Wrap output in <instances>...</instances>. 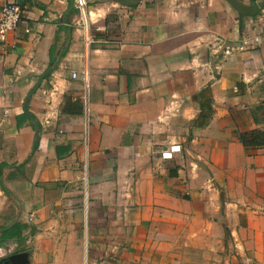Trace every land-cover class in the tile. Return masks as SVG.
Returning <instances> with one entry per match:
<instances>
[{"label": "crops", "instance_id": "1", "mask_svg": "<svg viewBox=\"0 0 264 264\" xmlns=\"http://www.w3.org/2000/svg\"><path fill=\"white\" fill-rule=\"evenodd\" d=\"M9 1L0 229L28 225L30 264H264V135L239 136L264 131V0L242 23L226 0H90L88 33L74 0Z\"/></svg>", "mask_w": 264, "mask_h": 264}, {"label": "built area", "instance_id": "2", "mask_svg": "<svg viewBox=\"0 0 264 264\" xmlns=\"http://www.w3.org/2000/svg\"><path fill=\"white\" fill-rule=\"evenodd\" d=\"M89 1L90 0H74L76 3V8L80 13V19L83 24V29L85 32H89L90 29V21L85 19L86 14L90 13L89 9ZM25 7L16 1H9L5 3L0 12V44L8 41L9 35L15 31L23 22H25ZM30 30L27 29V32ZM226 52L229 53L227 50ZM88 74L84 73L81 75V79L84 84H88ZM73 78H78V73L74 72L72 74Z\"/></svg>", "mask_w": 264, "mask_h": 264}, {"label": "water", "instance_id": "3", "mask_svg": "<svg viewBox=\"0 0 264 264\" xmlns=\"http://www.w3.org/2000/svg\"><path fill=\"white\" fill-rule=\"evenodd\" d=\"M119 3H122L127 6H134L139 4L142 0H114ZM228 3L239 13V21L242 23L245 17H254L261 14V5L255 0L252 4H248L242 2L240 0H226ZM76 9V3L71 7L68 11L71 12L72 10ZM52 72V69L47 70L46 72L42 73L39 78V82L35 86V88L27 95L24 101V109L28 111V103L31 99L33 93L36 89H38L42 83V81ZM39 136V130L36 129L35 141ZM8 260L10 264H30V252L29 251H22L17 252L9 255L7 258L0 259V264L2 261ZM6 264H9L6 262Z\"/></svg>", "mask_w": 264, "mask_h": 264}, {"label": "trees", "instance_id": "4", "mask_svg": "<svg viewBox=\"0 0 264 264\" xmlns=\"http://www.w3.org/2000/svg\"><path fill=\"white\" fill-rule=\"evenodd\" d=\"M90 4V1H89ZM33 118V116L31 115ZM21 123V122H20ZM262 135H264V131L261 130H254L252 132H242L239 134L240 140L242 143L247 146L251 144H258L260 141H262ZM7 166L5 163H2L0 165V174L2 173L3 168ZM28 227L27 224L22 223L21 221H16L9 226L3 227L0 230L1 233V239H0V246L1 243L9 238H12L16 235L22 240V233L23 231ZM24 238V237H23Z\"/></svg>", "mask_w": 264, "mask_h": 264}, {"label": "rangeland", "instance_id": "5", "mask_svg": "<svg viewBox=\"0 0 264 264\" xmlns=\"http://www.w3.org/2000/svg\"><path fill=\"white\" fill-rule=\"evenodd\" d=\"M76 11H77V14L80 16V13H79V11H78L77 8H76ZM80 24L83 26L81 19H80ZM12 207L15 210V207L13 205H12ZM13 215L15 217V214L14 213H13ZM13 221L14 220H12V222ZM23 233H24V231H23ZM23 233H22V241L20 240V238L18 237V235H16V236H14L12 238H9V239H7V240H5V241H3L1 243V246H0V258H5V257H7V256H9V255H11L13 253L22 252L26 248L31 250V247L29 246L30 244H27L26 243V239L23 238V237H25ZM26 235L29 236L30 233H28ZM0 239H1V235H0Z\"/></svg>", "mask_w": 264, "mask_h": 264}, {"label": "flooded vegetation", "instance_id": "6", "mask_svg": "<svg viewBox=\"0 0 264 264\" xmlns=\"http://www.w3.org/2000/svg\"><path fill=\"white\" fill-rule=\"evenodd\" d=\"M7 257H8V256H7ZM7 257H5V258H7ZM0 259H2V258H0ZM6 262H8V263L10 264V261H8V260H4V261H2L1 264H6Z\"/></svg>", "mask_w": 264, "mask_h": 264}, {"label": "bare ground", "instance_id": "7", "mask_svg": "<svg viewBox=\"0 0 264 264\" xmlns=\"http://www.w3.org/2000/svg\"><path fill=\"white\" fill-rule=\"evenodd\" d=\"M89 14H91V12Z\"/></svg>", "mask_w": 264, "mask_h": 264}]
</instances>
